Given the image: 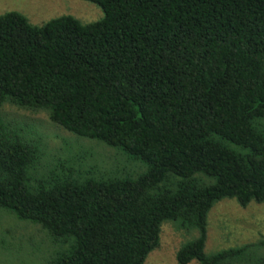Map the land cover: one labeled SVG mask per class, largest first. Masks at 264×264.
Instances as JSON below:
<instances>
[{
  "label": "trees",
  "instance_id": "trees-1",
  "mask_svg": "<svg viewBox=\"0 0 264 264\" xmlns=\"http://www.w3.org/2000/svg\"><path fill=\"white\" fill-rule=\"evenodd\" d=\"M82 1L103 18L0 15V208L60 245L47 264H146L164 223L191 236L177 264H264V238L205 251L216 203H264V0ZM6 104L144 171L49 168Z\"/></svg>",
  "mask_w": 264,
  "mask_h": 264
},
{
  "label": "rangeland",
  "instance_id": "rangeland-1",
  "mask_svg": "<svg viewBox=\"0 0 264 264\" xmlns=\"http://www.w3.org/2000/svg\"><path fill=\"white\" fill-rule=\"evenodd\" d=\"M8 12L22 14L34 26L61 16L74 17L82 24L103 18L99 7L82 0H0V15ZM1 113L5 122L16 126L26 137L41 140L43 165L49 168L70 160L73 166L81 164L83 170L90 171L91 177L136 178L144 171L140 162L122 151L99 142L76 140L53 126L43 112L32 113L6 104ZM38 173H43V169ZM207 222V253L257 243L264 238V203L242 208L235 200L224 199L210 210ZM160 235L159 246L149 254L146 264H177L175 253L191 236L166 223ZM61 249L60 245L51 244L37 226L19 222L0 208V264H47Z\"/></svg>",
  "mask_w": 264,
  "mask_h": 264
}]
</instances>
